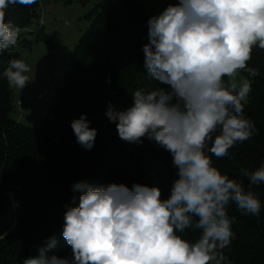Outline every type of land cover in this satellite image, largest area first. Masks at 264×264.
<instances>
[{"label": "clouds", "instance_id": "obj_1", "mask_svg": "<svg viewBox=\"0 0 264 264\" xmlns=\"http://www.w3.org/2000/svg\"><path fill=\"white\" fill-rule=\"evenodd\" d=\"M37 0H0V54L17 45L22 29L5 23L10 5ZM144 67L164 87L136 89L133 105L119 110L108 102L105 116L115 123L121 140L141 145L147 138L169 152L176 171L170 195L158 186L133 183L98 185L87 180L71 187L78 206L65 205L62 236L71 258L49 257L56 236L24 264H231L223 250L234 233L228 207L259 218L261 201L252 191L264 184V164L242 168L248 180L230 179L213 165L229 149L257 133L244 115L251 92L248 67L254 47L264 49V0H178L147 21ZM32 69L11 59L3 72L10 88L24 89ZM110 82V80H109ZM243 102V103H242ZM86 114L71 122L77 143L94 146L97 130ZM219 130V134H213ZM212 142L208 148V143ZM72 205L77 204L73 195ZM199 231L195 241L179 233ZM7 232L0 233V241Z\"/></svg>", "mask_w": 264, "mask_h": 264}, {"label": "trees", "instance_id": "obj_2", "mask_svg": "<svg viewBox=\"0 0 264 264\" xmlns=\"http://www.w3.org/2000/svg\"><path fill=\"white\" fill-rule=\"evenodd\" d=\"M42 1L10 5L5 23L42 28L38 23ZM160 13L147 14L137 0L95 3L85 15L88 25L68 53V66L56 80L51 104L37 126L11 117L13 91L2 74L11 59H19V53L14 46L0 54V233L7 232L0 241V264H24L26 259L38 257L39 248L52 236L57 245L46 254L71 258L62 231L65 205L78 206L79 194L71 187L75 182L122 183L129 188L140 183L158 186L162 198L170 195L177 178L171 154L146 137L141 145L121 140L115 123L105 116L108 102L126 110L134 103L136 89L164 87L149 78L142 50L148 43L147 21ZM41 38L36 36L33 41ZM30 42L18 37L17 44L29 47ZM248 67L256 68L258 75L253 78L246 71L239 72L252 88L244 115L258 131L229 149L228 156L218 159L208 153L222 174L243 181L246 188L248 180L240 175L241 169L251 172L264 164V49L253 48ZM82 114L90 121L89 127L97 130L91 150L77 143L71 128V122ZM218 134L219 130L213 140ZM251 190L261 201L259 218L243 214L234 203L227 209L229 217H235L231 225L234 236L223 250L231 264H264V184ZM73 195L76 205H72ZM11 197L18 204L15 209ZM9 206L12 219L6 220L2 214ZM179 234L189 241L200 235L194 230Z\"/></svg>", "mask_w": 264, "mask_h": 264}, {"label": "rangeland", "instance_id": "obj_3", "mask_svg": "<svg viewBox=\"0 0 264 264\" xmlns=\"http://www.w3.org/2000/svg\"><path fill=\"white\" fill-rule=\"evenodd\" d=\"M108 0H44L41 3L39 24H33L24 37L31 40L29 47L17 44L15 50L19 59L24 60L32 69L27 73L31 82L24 89L12 88L13 108L11 117L27 126H37L50 106L58 78L68 66V53L88 25L85 15L97 2ZM144 12H162L168 4L178 0H137ZM42 37L33 41L35 37ZM247 79L238 73L237 80ZM12 203V202H11ZM13 207V205H12ZM10 206L4 211L3 218L12 219Z\"/></svg>", "mask_w": 264, "mask_h": 264}, {"label": "built area", "instance_id": "obj_4", "mask_svg": "<svg viewBox=\"0 0 264 264\" xmlns=\"http://www.w3.org/2000/svg\"><path fill=\"white\" fill-rule=\"evenodd\" d=\"M21 29H22V31H25L26 28H21ZM14 201L15 200L13 199V197H11L10 202H12L13 208L15 209V208H17L18 204H17V202H14Z\"/></svg>", "mask_w": 264, "mask_h": 264}]
</instances>
